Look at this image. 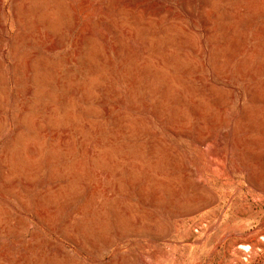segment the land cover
<instances>
[{
	"label": "rangeland",
	"instance_id": "obj_1",
	"mask_svg": "<svg viewBox=\"0 0 264 264\" xmlns=\"http://www.w3.org/2000/svg\"><path fill=\"white\" fill-rule=\"evenodd\" d=\"M0 264H264V0H0Z\"/></svg>",
	"mask_w": 264,
	"mask_h": 264
},
{
	"label": "built area",
	"instance_id": "obj_2",
	"mask_svg": "<svg viewBox=\"0 0 264 264\" xmlns=\"http://www.w3.org/2000/svg\"><path fill=\"white\" fill-rule=\"evenodd\" d=\"M197 230H198L197 228L194 229L195 232H197Z\"/></svg>",
	"mask_w": 264,
	"mask_h": 264
}]
</instances>
